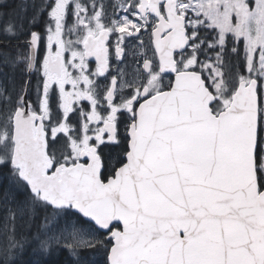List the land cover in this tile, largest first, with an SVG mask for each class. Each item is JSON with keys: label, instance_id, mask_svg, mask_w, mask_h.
<instances>
[{"label": "snow or ice", "instance_id": "1", "mask_svg": "<svg viewBox=\"0 0 264 264\" xmlns=\"http://www.w3.org/2000/svg\"><path fill=\"white\" fill-rule=\"evenodd\" d=\"M42 15L43 31L35 14L0 26V168L27 193H3L7 253L27 242L19 219L77 260L264 264V0H45Z\"/></svg>", "mask_w": 264, "mask_h": 264}, {"label": "trees", "instance_id": "2", "mask_svg": "<svg viewBox=\"0 0 264 264\" xmlns=\"http://www.w3.org/2000/svg\"><path fill=\"white\" fill-rule=\"evenodd\" d=\"M6 16L10 20L13 18H20L22 13L20 12L19 8H15L9 10ZM5 74L10 75L11 70L8 69ZM2 79L4 82H7V76H4ZM5 171H7V169L0 168V264H65L66 261L68 264H71V258L68 257V253L65 250L55 248L51 251L50 255L41 254L36 241L32 239V236L36 232V227L38 226L39 221H37V223L34 224L29 230L19 219H17L16 238L20 239L21 237H27V242L24 244L22 249H15L11 254L7 253L9 236L8 228L10 225L7 227L5 226L7 210L4 206L2 197L3 193L5 192H9L12 196H15L17 192H15L13 186L8 185L7 182L2 185V180L4 178L3 174H5ZM1 213H4V215ZM3 218L4 220H2Z\"/></svg>", "mask_w": 264, "mask_h": 264}, {"label": "flooded vegetation", "instance_id": "3", "mask_svg": "<svg viewBox=\"0 0 264 264\" xmlns=\"http://www.w3.org/2000/svg\"><path fill=\"white\" fill-rule=\"evenodd\" d=\"M44 2L45 0H0V26L6 24L9 21V19L6 16L9 10L19 8L20 12L22 13V16L20 18L31 17L35 14L37 17V25L34 27L33 30L43 31L44 20H46L47 18L45 15H42V5ZM145 39H147L146 35H145ZM133 43L134 42H130L129 44L130 48L132 47ZM45 53H46V47H45V44L42 42L40 45V58L41 59L43 58ZM236 63H238V60L236 61ZM8 69L9 68L0 66V71L5 70L6 72ZM5 72L3 74H5ZM1 77L3 76L0 75V80H1ZM37 79H38V75L34 74L32 77L33 85L36 84ZM17 80H19L18 75H17ZM31 98L35 99V96L33 95ZM120 151H121L120 148L105 149V162L109 164L107 166V169L111 167L112 165L116 164V158H117L118 153H120ZM3 175L5 176V174Z\"/></svg>", "mask_w": 264, "mask_h": 264}, {"label": "rangeland", "instance_id": "4", "mask_svg": "<svg viewBox=\"0 0 264 264\" xmlns=\"http://www.w3.org/2000/svg\"><path fill=\"white\" fill-rule=\"evenodd\" d=\"M57 246L53 245L52 248ZM62 249L67 250L68 257L71 258V264H106V254L101 250H90L82 251L79 253V259L73 256L68 249L63 246H60ZM52 248L50 250H52ZM70 254V256H69ZM65 264H68L67 261Z\"/></svg>", "mask_w": 264, "mask_h": 264}]
</instances>
